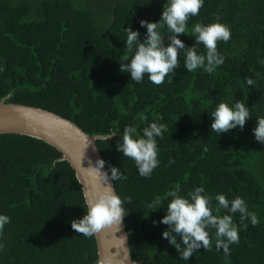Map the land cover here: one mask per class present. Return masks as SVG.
I'll list each match as a JSON object with an SVG mask.
<instances>
[{"label":"trees","instance_id":"16d2710c","mask_svg":"<svg viewBox=\"0 0 264 264\" xmlns=\"http://www.w3.org/2000/svg\"><path fill=\"white\" fill-rule=\"evenodd\" d=\"M147 2L0 0V102L55 113L91 137L120 131L96 143L110 177L112 167L127 176L112 181L122 199L132 200L124 205V223L136 264H264V144L253 135L256 118L264 116V0H204L188 22L187 36L179 37L185 45L179 51L197 46L191 37L195 23L219 18L231 29L230 40L217 44L224 64L215 73H188L181 56L172 82L166 77L161 85L147 76L137 83L119 71L125 28L131 25L143 42L146 28L140 21H160L165 0ZM161 31L167 46L166 26ZM197 47L205 52L202 44ZM222 101H243L250 109L252 119L242 130L221 135L211 130V113ZM154 121L168 131L158 138L160 165L145 178L116 148L126 126L142 132ZM62 157L38 138L0 135V213L10 217L0 235V264H96L99 259L96 235L84 237L71 228V221L85 214L86 199L75 170ZM53 160L59 162L53 166ZM201 185L213 197L221 192L228 199L245 197L259 222L253 226L246 220L243 228L236 213L234 222L242 230L228 257L213 243L211 250L201 248L184 261L162 238L169 228L159 223L167 214L165 193L179 186L183 195ZM156 196L164 204L150 209Z\"/></svg>","mask_w":264,"mask_h":264},{"label":"clouds","instance_id":"9594fccd","mask_svg":"<svg viewBox=\"0 0 264 264\" xmlns=\"http://www.w3.org/2000/svg\"><path fill=\"white\" fill-rule=\"evenodd\" d=\"M147 3L150 4L151 0ZM203 5L204 0H165L159 22L140 21V27L146 28L143 42L139 40L140 33L133 31L131 25L125 28L126 53L123 58L124 63H120L119 71L129 73L131 80L137 83L142 82L145 76L155 85L165 83L166 77L167 82L171 83V76L183 56V67L188 73L198 69L209 74L215 73L225 61L224 55L217 49V44L220 41L228 42L231 38L229 25L220 23L219 18L211 24L195 23L191 28V37L195 39L197 46L200 44L204 46L205 52H200L197 46L182 53L179 51L185 48L179 37L187 36L189 20L199 15ZM165 26L169 40L167 46L164 43L166 35L161 31ZM245 83L254 86L255 81L246 78ZM250 119H252L251 111L246 107L245 102L238 101L233 104L222 101L211 113V130L219 135L228 133L238 126L242 130ZM167 131V125L158 121L149 123L142 132L128 125L122 130L121 142L117 144L116 150L134 161L141 177H150L160 165L158 138L163 139V134ZM119 133L120 131L116 129H109L95 139L108 142ZM253 135L257 142L264 144V116L256 118ZM58 162L53 160L52 165L55 166ZM104 165L105 161L98 159L94 167L91 165L88 167L103 181V191L95 199L86 202V210L82 218L71 221V228L88 238L95 236L105 227L120 226L128 214L124 205L132 201L131 197L122 199L113 185L107 183L108 174L100 172ZM110 173L112 180L127 179V176L116 167H112ZM165 197L168 198L167 214L159 223L168 225L169 228L162 233V238L168 240L179 253L180 259L184 261H189L201 248L205 251L211 250L213 243L218 252L222 249L224 256L228 257L230 245L239 243V233L242 227H247L243 222L250 221L253 226L259 222L256 213L249 211L245 197L235 195L232 199H228L223 192L213 197L206 192L203 185L194 186L183 195L179 186H175L165 193ZM162 204L164 199L156 196L148 207L156 210ZM221 210L224 214H221ZM236 213H239L242 227L234 222L233 217ZM9 223L10 217L0 213V235ZM96 264H110V259L99 258Z\"/></svg>","mask_w":264,"mask_h":264},{"label":"water","instance_id":"95a60500","mask_svg":"<svg viewBox=\"0 0 264 264\" xmlns=\"http://www.w3.org/2000/svg\"><path fill=\"white\" fill-rule=\"evenodd\" d=\"M21 134L43 140L56 149L76 172L86 202L103 191V181L88 168L103 159L97 147V136L91 137L73 122L44 109L0 102V135ZM100 172L108 174L107 183L115 186L106 165ZM116 191V190H115ZM99 258L108 257L110 264H136L132 260L129 232L124 221L120 226L103 228L96 234Z\"/></svg>","mask_w":264,"mask_h":264}]
</instances>
